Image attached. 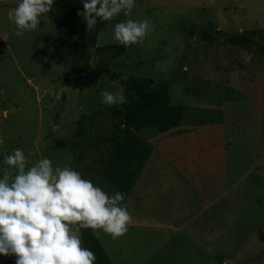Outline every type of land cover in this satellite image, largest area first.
Wrapping results in <instances>:
<instances>
[{
  "label": "rangeland",
  "instance_id": "obj_1",
  "mask_svg": "<svg viewBox=\"0 0 264 264\" xmlns=\"http://www.w3.org/2000/svg\"><path fill=\"white\" fill-rule=\"evenodd\" d=\"M17 3L0 0V178L5 155L19 148L28 166L49 158L113 196L96 171L111 121L100 92L121 86L96 73L94 50L55 35L49 13L16 36L7 13ZM128 19L155 30L123 45L109 67L167 79L170 102L184 111L165 132L138 131L150 149L121 203L132 220L116 239L98 230L100 245L113 264H264V58L195 33L212 21L264 36V0H135L96 45L119 43L114 26ZM80 114L90 125L76 135ZM15 260L0 255V264Z\"/></svg>",
  "mask_w": 264,
  "mask_h": 264
},
{
  "label": "clouds",
  "instance_id": "obj_2",
  "mask_svg": "<svg viewBox=\"0 0 264 264\" xmlns=\"http://www.w3.org/2000/svg\"><path fill=\"white\" fill-rule=\"evenodd\" d=\"M87 29L97 18L111 21L123 12L131 15L135 0H82ZM54 0H18L7 16L14 34L36 31L40 17L52 10ZM155 25L145 19L116 23L114 38L125 47L142 42ZM121 75L119 80H126ZM119 81H117V84ZM125 89L101 91V103H127ZM0 178V255H14L15 264H95V253L81 246L80 229H92L98 237L103 230L113 239L123 236L132 220L124 195L109 196L70 166L53 167L49 158L28 166L24 152L17 148L5 155Z\"/></svg>",
  "mask_w": 264,
  "mask_h": 264
},
{
  "label": "trees",
  "instance_id": "obj_3",
  "mask_svg": "<svg viewBox=\"0 0 264 264\" xmlns=\"http://www.w3.org/2000/svg\"><path fill=\"white\" fill-rule=\"evenodd\" d=\"M78 11H83L82 0H54L49 15L55 23L57 37H72L88 51L94 50L96 73H103L112 82L119 81L118 85L125 89L127 103L108 107L111 121L106 134V154L96 165V171L113 187L114 194L120 192L125 199L150 149L138 131L142 126L153 127L158 132L169 130L180 122L184 105L170 102L167 79L154 81L148 76L126 74V80H119L125 73L109 67V60L124 53L123 45H96L99 30L113 19L103 21L97 18L96 25L88 30L84 18L77 15ZM195 33L208 42L221 40L228 45L251 48L264 58L263 34L254 37L250 32H225L212 21L196 27ZM89 125L90 116L80 114L76 120V135L82 134ZM79 235L81 246L95 253V264H113L92 229H80Z\"/></svg>",
  "mask_w": 264,
  "mask_h": 264
},
{
  "label": "water",
  "instance_id": "obj_4",
  "mask_svg": "<svg viewBox=\"0 0 264 264\" xmlns=\"http://www.w3.org/2000/svg\"><path fill=\"white\" fill-rule=\"evenodd\" d=\"M221 264H226L225 262H222Z\"/></svg>",
  "mask_w": 264,
  "mask_h": 264
}]
</instances>
